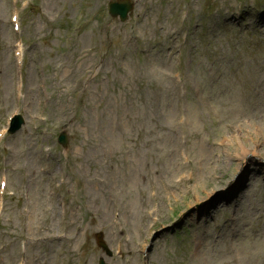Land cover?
I'll use <instances>...</instances> for the list:
<instances>
[{
  "label": "rangeland",
  "instance_id": "obj_1",
  "mask_svg": "<svg viewBox=\"0 0 264 264\" xmlns=\"http://www.w3.org/2000/svg\"><path fill=\"white\" fill-rule=\"evenodd\" d=\"M108 1L0 0V264H264V0Z\"/></svg>",
  "mask_w": 264,
  "mask_h": 264
},
{
  "label": "water",
  "instance_id": "obj_2",
  "mask_svg": "<svg viewBox=\"0 0 264 264\" xmlns=\"http://www.w3.org/2000/svg\"><path fill=\"white\" fill-rule=\"evenodd\" d=\"M128 9V5L126 3H110V12L112 15L119 13L121 18H124L125 12ZM64 139V136L61 135L60 141Z\"/></svg>",
  "mask_w": 264,
  "mask_h": 264
},
{
  "label": "bare ground",
  "instance_id": "obj_3",
  "mask_svg": "<svg viewBox=\"0 0 264 264\" xmlns=\"http://www.w3.org/2000/svg\"><path fill=\"white\" fill-rule=\"evenodd\" d=\"M242 152H243V151H242ZM259 154H262V153L259 152ZM244 155H245V154H244ZM262 155H263V154H262ZM242 164H243V163H242ZM244 164H246V162H245ZM244 164H243V165H244ZM240 170H242V169H240ZM241 172H242V171H241ZM238 183H239V179H234V180H233V185H232V187H230V189L233 188L234 186H236ZM217 191H218L217 186H216V187L213 186L209 191H206L204 197H206V198H210L211 196H213L214 194H216ZM204 201H206V200H204Z\"/></svg>",
  "mask_w": 264,
  "mask_h": 264
}]
</instances>
